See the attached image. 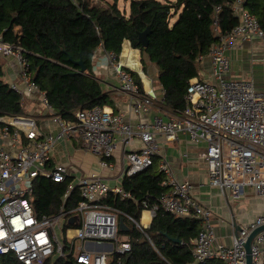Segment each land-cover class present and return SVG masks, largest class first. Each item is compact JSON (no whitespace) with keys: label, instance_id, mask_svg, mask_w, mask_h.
Segmentation results:
<instances>
[{"label":"built area","instance_id":"built-area-1","mask_svg":"<svg viewBox=\"0 0 264 264\" xmlns=\"http://www.w3.org/2000/svg\"><path fill=\"white\" fill-rule=\"evenodd\" d=\"M245 1L235 0L239 22L230 30L221 32L218 19L214 21L219 40L207 55L199 56L201 61L210 58L214 80L190 79L184 108L169 109L167 120L158 117L153 122L133 124L106 105L77 108L74 117L67 119L54 110L29 74L24 48L0 34L1 55L13 58L19 67L20 82H11V88L22 95L23 103L27 97L35 99L36 106H44L43 114L59 128L57 133L42 130L33 114L0 116V257L12 254L18 264H47L71 254L81 263L108 264L113 254L121 258L131 251L130 236L120 232L119 208L105 200L110 194L139 203L138 199L122 185L111 186L97 172L73 175L71 166L52 164V150L62 138H76L82 147L100 157L102 167L108 168L118 147L139 137L141 148L124 155L123 174L131 177L153 166L160 155L158 134L174 140L182 131L194 142H207L203 155L211 186L229 193L234 200L241 199L249 187L264 198V81L257 87L253 79L226 75L231 70L228 51L240 41L264 40V27L246 9ZM98 49L104 50L133 112L140 114L153 104V96L141 89L130 71L132 67L123 62L121 55L117 57L102 44ZM160 170L166 173L164 184L170 187L160 198L162 207L177 216L200 219L201 228L193 239L194 262L217 258L224 264H247L245 244L251 231L264 224V212L241 225L231 242L222 241L215 232L213 210L194 196V185L178 180L166 157L160 161ZM41 177L66 184L55 212L43 213L37 208L35 190ZM74 190L80 199L68 207ZM141 204L156 214L157 205L149 207L147 199ZM128 217L138 227H147ZM71 218H76L74 223ZM101 243H109L112 248L96 250L94 245ZM251 253L252 264H264V230L254 237Z\"/></svg>","mask_w":264,"mask_h":264},{"label":"trees","instance_id":"trees-1","mask_svg":"<svg viewBox=\"0 0 264 264\" xmlns=\"http://www.w3.org/2000/svg\"><path fill=\"white\" fill-rule=\"evenodd\" d=\"M235 0H130L129 9L119 0H0V34L24 48L30 63L29 74L44 91L54 110L67 119L77 108L96 105L115 106L95 77L93 60L102 44L117 57L125 40L159 69L158 80L164 89L167 106L180 110L192 78L199 77L201 60L219 37L214 27L218 19L221 32L239 22ZM245 7L264 27V0H246ZM150 26L149 43L139 41L140 32ZM18 28V29H17ZM82 61L86 66L81 72ZM142 86L138 74L132 71ZM0 63V116L28 114L22 95L3 79ZM164 174L151 166L124 181L139 203L130 198L111 197L108 201L125 213L140 219L147 199L149 207L158 206L149 227L141 229L127 216L132 249L121 258L113 254L108 264H222L213 258L195 263L191 240L199 231L195 217L177 216L166 211L161 196L167 191ZM66 184L41 177L36 183V204L43 213L55 212L61 204ZM80 199L73 191L68 207ZM180 239L181 241H175ZM0 264H18L12 254L0 257ZM47 264H85L71 254L56 257Z\"/></svg>","mask_w":264,"mask_h":264},{"label":"crops","instance_id":"crops-1","mask_svg":"<svg viewBox=\"0 0 264 264\" xmlns=\"http://www.w3.org/2000/svg\"><path fill=\"white\" fill-rule=\"evenodd\" d=\"M129 5L130 1L128 6L124 8L128 10ZM227 53L231 59V70L226 75L233 78L253 79L257 87H261L264 81V40L240 41L235 48ZM95 56L93 60L95 77L101 83L103 90L111 95L115 103L114 107L110 105L106 106L112 107L117 113L124 114L126 119L133 124L141 120L153 122L158 117L164 120L168 119L166 112L171 108L166 104L164 98L165 92L158 80L159 69L148 58H146L147 65L145 66L142 61L141 50L134 48L130 40H125L123 43L122 60L127 66L132 67L130 68L132 71L138 74V78L142 83L141 89L153 96V104L143 109L140 114H136L131 109L130 98L120 89L118 77L115 71L109 67L104 50L97 49ZM0 63L3 66V79L6 82H20L18 63L13 58L5 57L0 53ZM199 67L200 74L198 78L211 80L212 62L208 56L200 62ZM146 74L149 79L146 77ZM34 103L35 99H27L26 97L24 104L28 108V114H33L36 117L42 130L57 133L58 126L50 119V116L43 114L40 105L36 106ZM156 138L160 146V155H157L155 158L154 168L160 170V161L163 157H166L176 178L180 181L188 180L194 185V196L201 204L209 206L213 210L215 232L220 240L231 242L241 225L247 224L256 218L259 213L264 212V198L256 195L251 187L247 188L245 195L241 199L234 200L229 193H223L220 188L209 184L208 165L203 155L207 149L206 141L194 142L187 133L182 131L179 132L177 139L174 140H167L161 134H158ZM141 146L142 142L139 137H135L129 145H120L115 154L109 159L110 166L106 168L101 166L100 157L82 147L76 138H62L54 145L51 163H64L71 166L73 175L97 172L111 186L122 185L124 187V181L129 177L123 174L125 166L124 155L127 151L139 150ZM162 173L166 179V173ZM168 190H170V187L167 186ZM111 197L116 198L118 196L110 194L105 200L109 204L111 203L108 200ZM119 210L120 223L122 215L128 217L129 214L121 209ZM145 212H148L151 217L150 223H146L147 227H149L155 216L151 213L150 209L143 208L140 219H135L144 223ZM192 217L199 220L200 230V219L196 216ZM129 220L134 222L131 218ZM125 225L127 230L120 228V232L128 236L130 227L127 222H125ZM193 239L191 240L192 244ZM94 246L98 251L112 248V245L109 243L95 244ZM222 264L224 263L222 262Z\"/></svg>","mask_w":264,"mask_h":264},{"label":"water","instance_id":"water-1","mask_svg":"<svg viewBox=\"0 0 264 264\" xmlns=\"http://www.w3.org/2000/svg\"><path fill=\"white\" fill-rule=\"evenodd\" d=\"M149 31H150V26H148L146 30L140 32V34H139V41H140L144 46H147L148 43H149V40H148V34H149ZM79 63L82 65L80 71H81V72H85V70H86V66L83 64L82 61H79ZM75 219H76V218H71V219H70V222H71V223H74V222H75ZM120 228H121L122 230H127V227H126V225H125V222H124V219H123V218L120 219ZM263 230H264V224L261 225V226H259V227H257V228H255L253 231H251V233H250V235H249V237H248V240H247V242H246V244H245L246 249H247V252H248V255H247V264H252V253H251L252 241H253L254 237H255L259 232H261V231H263ZM175 241H179V242H180L181 240H180V239H175Z\"/></svg>","mask_w":264,"mask_h":264},{"label":"rangeland","instance_id":"rangeland-1","mask_svg":"<svg viewBox=\"0 0 264 264\" xmlns=\"http://www.w3.org/2000/svg\"><path fill=\"white\" fill-rule=\"evenodd\" d=\"M110 2H112L113 0H109ZM129 1L130 0H119V5L122 7V8H124V7H126V6H128V3H129ZM123 51V50H122ZM121 55V54H120ZM120 58L122 59V57L120 56ZM153 70L155 71V69L153 68ZM156 72V71H155ZM146 77L149 79V77H148V75L146 74ZM211 78V81L212 80H214V77L213 76H211L210 77ZM37 102H39V101H37ZM42 109H44V106H40ZM61 230V229H60Z\"/></svg>","mask_w":264,"mask_h":264},{"label":"bare ground","instance_id":"bare-ground-1","mask_svg":"<svg viewBox=\"0 0 264 264\" xmlns=\"http://www.w3.org/2000/svg\"><path fill=\"white\" fill-rule=\"evenodd\" d=\"M97 55V54H96ZM96 57V56H95ZM150 220H151V217H150V214L148 212H145V215H144V223L146 224H149L150 223Z\"/></svg>","mask_w":264,"mask_h":264}]
</instances>
